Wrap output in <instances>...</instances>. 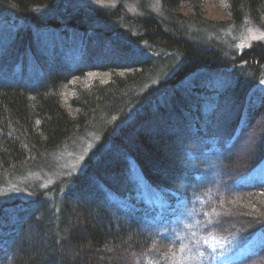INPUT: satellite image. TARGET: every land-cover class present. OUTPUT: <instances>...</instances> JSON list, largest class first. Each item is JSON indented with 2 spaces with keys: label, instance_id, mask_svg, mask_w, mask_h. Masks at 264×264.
Returning a JSON list of instances; mask_svg holds the SVG:
<instances>
[{
  "label": "trees",
  "instance_id": "trees-1",
  "mask_svg": "<svg viewBox=\"0 0 264 264\" xmlns=\"http://www.w3.org/2000/svg\"><path fill=\"white\" fill-rule=\"evenodd\" d=\"M71 1L0 0L38 27L0 44V187L101 141L82 174L3 202L0 264H186L209 240L264 230V182L241 180L264 160V42L237 53L206 35L264 32V0H218V21L204 0L143 16ZM231 264H264V244Z\"/></svg>",
  "mask_w": 264,
  "mask_h": 264
},
{
  "label": "rangeland",
  "instance_id": "rangeland-1",
  "mask_svg": "<svg viewBox=\"0 0 264 264\" xmlns=\"http://www.w3.org/2000/svg\"><path fill=\"white\" fill-rule=\"evenodd\" d=\"M123 10L132 16H143L146 11L153 13L159 12V0H124ZM118 0H72V6L74 7H86V8H99V9H112L117 5ZM181 11L185 14L187 13L186 8H182ZM203 13L204 17L209 20H225L227 19L226 9L222 2L218 0H204L203 3ZM264 19V17H263ZM62 22V20H61ZM31 28V30H37V25L35 23H29L27 20L21 17H15L11 14H0V44L5 47L10 42H5V36L16 32L17 30H23L24 28ZM23 28V29H22ZM242 27L235 30H229L227 32H210L207 31L206 35L214 34L217 38V42L221 43L224 51H229L231 49V40H235L232 45L233 49H236L237 53L249 48L254 42L262 41L264 42V32L255 27ZM45 32L50 31L49 27L43 28ZM36 33V32H34ZM56 33V32H54ZM53 34V33H52ZM212 36V35H210ZM136 49H143L141 45H134ZM6 47L4 48L5 51ZM6 52V51H5ZM4 52V53H5ZM24 66V68H23ZM23 69H28L32 71V67H35L33 63L25 62L15 68V75L19 77V73ZM205 70H200V75H205ZM208 74V73H207ZM19 79V78H18ZM38 78H26L25 82H34ZM82 84V83H80ZM260 88H264V80L257 85ZM258 89L257 87L255 88ZM132 114H129L130 118ZM101 143L98 136L95 134H89V136L80 142H76L72 146L65 149V152L60 156L56 157L54 162H56V168L47 172L42 173H32L27 177L15 176L7 180L8 186L0 187V202L4 200L16 199L15 202L31 200L33 198L32 193L28 190V185L31 189L37 183L39 190H45L56 183L57 180L69 177L72 175L82 174L85 170V160L90 155V152L95 150ZM247 181L248 183L264 182V160L259 163L255 168H253L249 173L242 176L241 180ZM238 182L240 180H237ZM246 185V184H245ZM18 199L20 201H18ZM219 241L209 240L205 244L207 249L201 246V251L197 254L192 255L193 258L186 259V264H202L198 258H204L208 260L207 264H231L245 256H248L258 250L260 246L264 244V230L258 233L240 236V235H230L226 237L217 238ZM231 240V241H229ZM203 241H206L204 239ZM194 243H198L195 241ZM198 257V258H195Z\"/></svg>",
  "mask_w": 264,
  "mask_h": 264
},
{
  "label": "bare ground",
  "instance_id": "bare-ground-1",
  "mask_svg": "<svg viewBox=\"0 0 264 264\" xmlns=\"http://www.w3.org/2000/svg\"><path fill=\"white\" fill-rule=\"evenodd\" d=\"M28 190H29V189H28ZM4 201H7V200H4ZM4 201H1V202H0V208H1V209H3V207H4V204H3ZM4 203H5V202H4ZM2 204H3V205H2Z\"/></svg>",
  "mask_w": 264,
  "mask_h": 264
}]
</instances>
